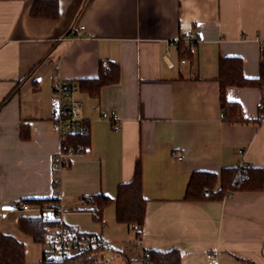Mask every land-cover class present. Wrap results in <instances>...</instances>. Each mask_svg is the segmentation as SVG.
Returning a JSON list of instances; mask_svg holds the SVG:
<instances>
[{"label":"crops","instance_id":"1","mask_svg":"<svg viewBox=\"0 0 264 264\" xmlns=\"http://www.w3.org/2000/svg\"><path fill=\"white\" fill-rule=\"evenodd\" d=\"M35 1L0 0V206L56 199L62 223L102 235L113 264H142L145 252L173 250L181 264H208L210 252L219 264H264V186L221 201L185 200L196 172L264 171L261 89L226 90L247 121L231 124L219 83L222 58H240L244 76L259 77L264 0H57V20L31 18ZM187 32L198 42L186 58ZM108 62L119 65V84L97 98L81 93L80 81L96 79ZM59 80L75 87L90 133L86 149L56 171ZM138 162L147 201L139 238L115 210L118 188L133 180ZM98 195L113 200L105 225L79 203ZM18 218L0 222L18 228Z\"/></svg>","mask_w":264,"mask_h":264},{"label":"trees","instance_id":"2","mask_svg":"<svg viewBox=\"0 0 264 264\" xmlns=\"http://www.w3.org/2000/svg\"><path fill=\"white\" fill-rule=\"evenodd\" d=\"M30 16L37 20H57L59 17V3L57 0H36L32 6ZM192 49L181 46L183 57H190ZM220 102L224 113L223 119L228 123H245L241 107L238 103L226 98L229 87L259 88L262 91V100L259 106V119L264 116V52L260 63V75L257 79H247L243 73V63L238 57L222 58L219 63ZM120 67L116 63L101 64L99 76L96 79L80 81L79 90L83 94L97 98L102 89L117 85L120 82ZM73 86V85H72ZM89 129L77 136L69 137L67 146L78 154L89 144ZM264 186V171L243 165L223 170L221 175L209 172H196L192 175L188 185L185 200L202 202L206 200H223L235 192L261 191ZM98 207L96 219L101 220L103 211L113 200L102 195L89 197ZM57 202L56 199L24 201L31 205H48ZM147 201L143 196V172L138 162L135 175L131 182L121 184L115 201L116 220L136 231L139 238L145 224ZM56 223H47L42 215H24L19 218L18 228L21 233L29 237L35 244H44L47 241V227ZM100 247L85 250L71 257L51 258L43 253L41 264H106L99 258ZM149 258L142 259V264H181V254L177 250L168 253L148 252ZM0 264H27L26 248L23 243L11 235L0 231ZM129 264V262L127 263Z\"/></svg>","mask_w":264,"mask_h":264},{"label":"built area","instance_id":"3","mask_svg":"<svg viewBox=\"0 0 264 264\" xmlns=\"http://www.w3.org/2000/svg\"><path fill=\"white\" fill-rule=\"evenodd\" d=\"M81 30H84V28L82 27ZM182 41H185L191 49H194L198 39L192 33L187 32L184 33ZM261 52H264V42L261 43ZM75 93V87L65 80H59L53 86V99L56 102L55 115L52 122L53 130L58 136L62 147L61 152L52 159V164L56 171H61L68 167L70 157L75 155V150L67 146L68 138L81 135L87 130L86 122L81 119L80 105L74 99ZM114 122L118 125V119L116 117L114 118ZM259 122H264V116ZM57 199H60V195L57 196ZM79 203L82 208L89 210L97 217L98 207L91 202L89 197L82 198ZM61 213L62 210L57 202L48 205L4 203L0 206V220H7L13 214L19 218L22 215L31 214L36 216L42 215L47 223H56V225H49L47 227L49 234L47 254H50L48 256L51 258L60 259L71 257L85 250L98 247L108 254L114 252L113 248L105 242L102 235L80 233L78 230L64 225L62 223ZM101 223L105 225L106 220L101 218ZM138 244H140L139 240ZM147 258H149V253H143V259ZM206 259L208 264H219L215 253H207Z\"/></svg>","mask_w":264,"mask_h":264},{"label":"rangeland","instance_id":"4","mask_svg":"<svg viewBox=\"0 0 264 264\" xmlns=\"http://www.w3.org/2000/svg\"><path fill=\"white\" fill-rule=\"evenodd\" d=\"M73 213L72 211L69 210H63V215L65 214H71ZM19 221V219H18ZM17 221V222H18ZM0 229L1 231L4 232H8V231H15L16 234V239L19 240L21 243L24 244L25 248H26V256H27V264H41V260H42V256L44 251L47 252L48 251V245H47V241L46 243L40 245V244H35L29 237L25 236L23 233H21L17 226L15 225L14 221L12 220H8L5 222H0ZM114 253V252H113ZM50 255V254H48ZM112 254H108L105 253L104 257L106 259V261L108 262V264H113L111 263V257L110 256ZM103 254H101L99 256V258H102Z\"/></svg>","mask_w":264,"mask_h":264}]
</instances>
